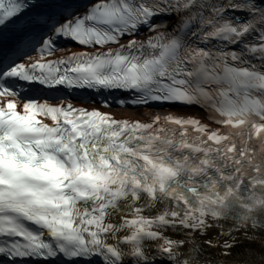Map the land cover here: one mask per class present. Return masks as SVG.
<instances>
[{"label": "snow or ice", "instance_id": "obj_1", "mask_svg": "<svg viewBox=\"0 0 264 264\" xmlns=\"http://www.w3.org/2000/svg\"><path fill=\"white\" fill-rule=\"evenodd\" d=\"M0 264H264V0H0Z\"/></svg>", "mask_w": 264, "mask_h": 264}]
</instances>
